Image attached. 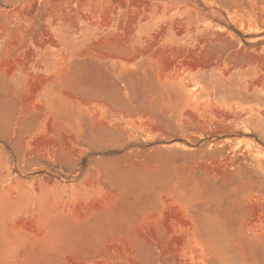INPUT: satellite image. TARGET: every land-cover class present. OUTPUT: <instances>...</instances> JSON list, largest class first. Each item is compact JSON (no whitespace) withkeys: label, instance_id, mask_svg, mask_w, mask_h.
Instances as JSON below:
<instances>
[{"label":"rangeland","instance_id":"374dc122","mask_svg":"<svg viewBox=\"0 0 264 264\" xmlns=\"http://www.w3.org/2000/svg\"><path fill=\"white\" fill-rule=\"evenodd\" d=\"M0 264H264V0H0Z\"/></svg>","mask_w":264,"mask_h":264},{"label":"bare ground","instance_id":"6f19581e","mask_svg":"<svg viewBox=\"0 0 264 264\" xmlns=\"http://www.w3.org/2000/svg\"><path fill=\"white\" fill-rule=\"evenodd\" d=\"M17 34H18V32H17ZM21 35H22V34H21ZM23 35H24V34H23ZM23 35H22V38H23ZM19 36H20V35H19ZM19 36H18V37H19ZM11 37H12V36H11ZM12 38H13V37H12ZM10 39H11V38H10ZM13 39H14V38H13ZM16 40H17V39H16ZM18 41H19V40H18ZM104 47H107V46H104ZM105 49H106V48H105ZM5 62H6V61H5ZM17 63H18V61H17ZM9 64H10V63H9ZM6 66H7V65H6ZM9 66H10V65H9ZM45 79H46V78H45ZM40 81H42L41 83L43 84L45 80H40ZM46 81H47V80H46ZM38 82H39V81H38ZM39 83H40V82H39ZM33 86H34V85H33ZM39 86H41V84H38V87H39ZM29 87H30V86H29ZM34 87H35V86H34ZM34 87H33V88H34ZM55 141H56V140H55ZM203 167H204V166H203ZM203 167H202V168H203ZM203 170H205V169H203ZM208 170H209V169H208ZM206 171H207V170H206ZM207 172L209 173V171H207ZM169 211H170V210H169ZM172 211H173V210H172ZM252 211H254V210H252ZM173 217H174V216H173ZM182 220H183V219H182ZM180 221H181V219H180ZM186 222H187V221H186ZM186 222H183V223H186ZM163 225H164V224H163Z\"/></svg>","mask_w":264,"mask_h":264}]
</instances>
